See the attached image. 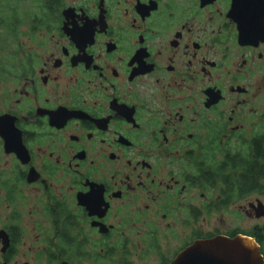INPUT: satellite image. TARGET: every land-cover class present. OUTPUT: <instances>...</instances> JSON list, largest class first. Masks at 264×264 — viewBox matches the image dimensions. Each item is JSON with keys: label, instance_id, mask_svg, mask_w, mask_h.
Segmentation results:
<instances>
[{"label": "flooded vegetation", "instance_id": "obj_1", "mask_svg": "<svg viewBox=\"0 0 264 264\" xmlns=\"http://www.w3.org/2000/svg\"><path fill=\"white\" fill-rule=\"evenodd\" d=\"M59 1L0 51V264H171L237 236L264 264V163L238 171L264 150V0ZM238 202L258 223L227 232Z\"/></svg>", "mask_w": 264, "mask_h": 264}, {"label": "trees", "instance_id": "obj_2", "mask_svg": "<svg viewBox=\"0 0 264 264\" xmlns=\"http://www.w3.org/2000/svg\"><path fill=\"white\" fill-rule=\"evenodd\" d=\"M59 4V0H0V51L5 48V44L17 45L19 37L24 35L21 29L25 26L29 27L26 35H35L36 30L48 28L59 9ZM247 159L242 160L241 169H238L242 173L241 177H245L251 165H258L260 161L257 159H262L264 163V150L254 155V158ZM240 185L241 183L238 187ZM248 188L250 185L246 184L245 189Z\"/></svg>", "mask_w": 264, "mask_h": 264}, {"label": "water", "instance_id": "obj_3", "mask_svg": "<svg viewBox=\"0 0 264 264\" xmlns=\"http://www.w3.org/2000/svg\"><path fill=\"white\" fill-rule=\"evenodd\" d=\"M235 8L239 13L238 0ZM245 36L241 32L240 41L245 40ZM171 264H262V261L255 242L250 238L237 236L199 240Z\"/></svg>", "mask_w": 264, "mask_h": 264}, {"label": "rangeland", "instance_id": "obj_4", "mask_svg": "<svg viewBox=\"0 0 264 264\" xmlns=\"http://www.w3.org/2000/svg\"><path fill=\"white\" fill-rule=\"evenodd\" d=\"M23 31L24 34V39H23V43L29 45L31 44L30 42V38L25 37V35L27 34V29L26 26L23 27L21 29ZM252 197H255V195H253ZM250 197V198H252ZM262 202L264 203V195L262 197H260ZM249 199V198H248ZM238 204H242V202H238L236 204H233L228 210H227V232L228 231H232L236 228H241L244 230H250L252 228V226H254L255 224L258 223L257 220L255 219H251V218H245L243 214H239V210H238ZM176 245L175 242L167 244V248H173Z\"/></svg>", "mask_w": 264, "mask_h": 264}]
</instances>
